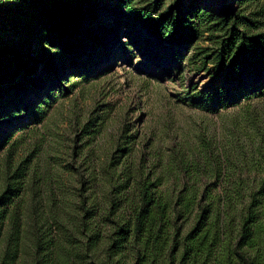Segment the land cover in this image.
I'll return each mask as SVG.
<instances>
[{
    "label": "trees",
    "instance_id": "obj_1",
    "mask_svg": "<svg viewBox=\"0 0 264 264\" xmlns=\"http://www.w3.org/2000/svg\"><path fill=\"white\" fill-rule=\"evenodd\" d=\"M102 1L123 9L131 29L156 15L146 25L159 46L179 43L182 50L195 49L206 39L211 48H199L197 54L202 68L210 61L238 84L245 72L257 73L264 84V0H234L235 13L229 17L201 8L198 0H182L179 8H168L176 0H1L0 36L28 42L24 50L30 57L0 47V119L22 110L9 84L28 80L26 71L37 61L33 55L47 57V49L58 48L55 62L61 70L75 60L96 63L85 47L98 41L84 29L99 27L92 10ZM76 47L85 59L75 54ZM174 56L178 62L183 58L181 52ZM29 84L24 82L26 90ZM248 89L238 91L254 93ZM207 102L215 111L237 104L220 89ZM40 109L30 113L36 124ZM248 122L254 153L245 160L237 151L234 159L226 157L224 167L213 160L208 185L201 186L199 167L183 161L178 171L186 184L165 189L172 168L161 174L143 161L128 164L124 158L130 150H118L99 181L89 172L91 184L77 196L74 213L54 209L48 216L37 215L29 238L21 205L28 170L12 169L0 187V264H20L23 256L28 264H264V107ZM2 138V144L8 143L7 136Z\"/></svg>",
    "mask_w": 264,
    "mask_h": 264
},
{
    "label": "rangeland",
    "instance_id": "obj_2",
    "mask_svg": "<svg viewBox=\"0 0 264 264\" xmlns=\"http://www.w3.org/2000/svg\"><path fill=\"white\" fill-rule=\"evenodd\" d=\"M181 1L168 8H179ZM198 2L217 15L236 9L234 0ZM92 12L99 27L85 28L84 33L94 35L99 45L85 50L96 63L78 65L75 60L61 70L55 62L60 51L50 48L47 57H39L40 52L33 55L37 61L34 70L26 71L28 80L9 84L22 110L0 119V187L12 169L27 168L21 200L27 238L37 215L48 216L54 209L74 213L77 196L91 184L89 174L99 181L102 170L119 156L118 150H130L124 158L128 164L138 166L143 161L145 168L156 167L161 174L172 168L173 174L165 176V189L176 190L186 184L178 171L180 162L199 167L204 187L210 183L206 177L214 168L213 160L224 167L226 157L234 159L237 151L249 160L257 147L246 133V122L264 107V84H259L257 73L245 72L238 84L210 61L202 68L197 54L199 48H211L206 39L195 49L182 50L179 43L159 46L146 25L156 15L131 29L124 10L113 1L98 2ZM27 44L0 36L2 50L22 51L30 57L24 50ZM81 47L75 54L85 59ZM176 52L182 54L180 62L175 60ZM27 81L30 90L24 87ZM246 87L254 93L247 96L238 91ZM217 89L229 92L237 104L213 110L207 99ZM47 95L52 99H45ZM45 100L47 105H40ZM37 107L42 108L39 124L30 118ZM6 136L9 141L2 144ZM28 262L23 256L20 264Z\"/></svg>",
    "mask_w": 264,
    "mask_h": 264
},
{
    "label": "water",
    "instance_id": "obj_3",
    "mask_svg": "<svg viewBox=\"0 0 264 264\" xmlns=\"http://www.w3.org/2000/svg\"><path fill=\"white\" fill-rule=\"evenodd\" d=\"M234 13H235V9H231V10L225 11V12L218 14V15L221 17H229V16L233 15Z\"/></svg>",
    "mask_w": 264,
    "mask_h": 264
},
{
    "label": "bare ground",
    "instance_id": "obj_4",
    "mask_svg": "<svg viewBox=\"0 0 264 264\" xmlns=\"http://www.w3.org/2000/svg\"><path fill=\"white\" fill-rule=\"evenodd\" d=\"M99 53H102L103 54V50L101 49ZM250 83H252V82H250Z\"/></svg>",
    "mask_w": 264,
    "mask_h": 264
}]
</instances>
